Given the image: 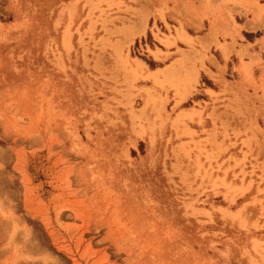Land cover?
I'll return each mask as SVG.
<instances>
[{"label":"rangeland","instance_id":"rangeland-1","mask_svg":"<svg viewBox=\"0 0 264 264\" xmlns=\"http://www.w3.org/2000/svg\"><path fill=\"white\" fill-rule=\"evenodd\" d=\"M171 10L0 0V264H264V107L233 80L264 42L225 13L226 70Z\"/></svg>","mask_w":264,"mask_h":264},{"label":"crops","instance_id":"crops-1","mask_svg":"<svg viewBox=\"0 0 264 264\" xmlns=\"http://www.w3.org/2000/svg\"><path fill=\"white\" fill-rule=\"evenodd\" d=\"M254 2L255 0H174V2L166 0V5L168 8H172L171 11L174 18L180 21L182 27L186 31L188 29L187 27H191L188 23L190 21L195 22L197 26L200 25L204 29L202 32L197 33L198 36H202L211 41L216 39L218 43L223 44V51L217 50L215 51L216 54L213 56L218 65L223 64L227 70V68L230 67L231 59L236 57V55L234 51L230 50L231 42L228 37L222 39L221 36L217 34V29L219 27L224 29L223 23L225 18L222 19L221 16L225 17V13H232L234 25L232 20H230V22L228 21L229 25L231 23L232 26H241L239 29L237 28L238 26L236 27L237 35L234 39L237 44L242 46L239 47L240 52L243 53L246 51L249 54H258V57L262 60L261 52H259V44L264 42V0H256L255 4ZM248 5L250 6L248 7ZM247 9L253 11L255 15L252 16L251 13L247 12ZM166 18L169 19V16ZM209 18H213L215 23L214 25L212 24L211 31L208 34ZM170 23L174 25L173 22ZM186 33L190 36L193 35L189 32ZM213 41L215 42V40ZM233 49L236 50L237 46L234 45ZM224 54L227 56L226 60H223ZM256 58L257 57H249L252 61H257ZM247 59V56L242 57L244 63L249 62ZM235 64V66H238L239 62L236 61ZM208 67L212 72L214 71L213 68H211L212 66ZM240 70L246 75L249 68L241 64ZM250 74L254 85L242 80L243 78L240 73L234 74L233 80H238L237 93L241 95L244 93L248 94L249 96H245L247 98L250 97L249 99L253 100L254 105L264 107V68L259 69L256 66L251 67Z\"/></svg>","mask_w":264,"mask_h":264},{"label":"bare ground","instance_id":"bare-ground-1","mask_svg":"<svg viewBox=\"0 0 264 264\" xmlns=\"http://www.w3.org/2000/svg\"><path fill=\"white\" fill-rule=\"evenodd\" d=\"M162 16V15H161ZM132 38V37H131ZM130 38V40H132ZM176 38H178V39H181V40H183V41H185V40H189L190 38L186 35V34H184V32L181 30V28L179 27V28H177V37ZM175 37H173V36H170V35H165L163 38H161V42L165 45V46H169V45H172L173 43H174V40L176 39ZM134 64L133 65H131L130 67H129V69H131L132 71H134V72H140V71H144V69H143V67H144V63H143V61H141L140 59H137V58H135L134 59ZM167 72H169L167 69H157V70H154V71H150V70H145V73L147 74L146 76H152V77H154L155 78V76L159 73V74H161V73H164L165 75L167 74ZM157 75L158 77L159 76H161V75ZM156 76V77H157ZM164 76V75H163ZM180 94V93H179ZM182 95V94H181ZM183 97V96H182ZM187 110V109H186ZM186 110H184V111H186ZM188 111V110H187ZM188 114H190V113H188ZM234 211V210H233Z\"/></svg>","mask_w":264,"mask_h":264},{"label":"built area","instance_id":"built-area-1","mask_svg":"<svg viewBox=\"0 0 264 264\" xmlns=\"http://www.w3.org/2000/svg\"><path fill=\"white\" fill-rule=\"evenodd\" d=\"M137 44H138V46L140 47V45H141V42H140V41H138V43H137Z\"/></svg>","mask_w":264,"mask_h":264}]
</instances>
